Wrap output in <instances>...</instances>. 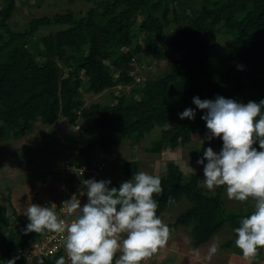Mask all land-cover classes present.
Returning a JSON list of instances; mask_svg holds the SVG:
<instances>
[{
	"label": "trees",
	"instance_id": "obj_1",
	"mask_svg": "<svg viewBox=\"0 0 264 264\" xmlns=\"http://www.w3.org/2000/svg\"><path fill=\"white\" fill-rule=\"evenodd\" d=\"M0 1L4 2L0 7V143L25 136L37 122L49 125L60 117L68 123L82 121L77 145L56 162L63 177H71L69 181L76 179L83 165L96 167V151L107 153L155 127L160 132L148 147L150 152L186 145L194 134L207 138L211 133L201 119L207 110L198 109L193 96L222 95L241 103L264 99V0H180V9L173 6L174 0H81L92 4L80 14L67 10L36 16L23 30L10 23L19 0ZM20 2L27 5L29 0ZM171 23L176 28L167 35ZM47 27L58 29L39 34ZM222 31L234 41L214 58ZM168 55L172 57L160 71L144 73L141 67L151 58ZM107 90L112 101L86 103L87 95ZM187 107L196 109L194 119L179 117ZM213 140V150L219 152L222 140ZM253 146L259 150L258 142ZM65 164L74 169L64 168ZM138 166L134 160L123 163L121 179L109 187H119L139 171ZM109 167L107 162L95 179L100 180ZM78 175L83 180L90 177ZM160 177L163 192L153 194L159 216L181 199L188 201L169 228L191 227L196 248L226 228L232 237L221 248H230L229 256L239 249L233 229L254 211L252 198L241 208H228L222 186L217 191L204 188L198 174L186 176L173 161ZM18 217L13 205L8 213V206L0 204V264L16 255L20 256L16 264H38L39 260L27 263L24 252L43 231L25 233L28 218L19 229H11ZM263 253L264 246L259 247L255 261ZM61 255L62 251L42 258L43 264H55Z\"/></svg>",
	"mask_w": 264,
	"mask_h": 264
},
{
	"label": "clouds",
	"instance_id": "obj_2",
	"mask_svg": "<svg viewBox=\"0 0 264 264\" xmlns=\"http://www.w3.org/2000/svg\"><path fill=\"white\" fill-rule=\"evenodd\" d=\"M192 103L207 110L201 116L211 133L207 139L222 140L219 152L208 146L197 159L203 165L204 185L210 190L225 186L229 199L254 200V211L233 229L236 246L245 257H253L264 246V99L241 103L222 95L215 99L193 96ZM195 114L192 107L178 113L181 119H194ZM257 142L259 150L253 146ZM82 183L86 202L81 204L73 195L61 207L62 212L74 217L71 222L58 216L54 203H30L23 212L28 218L23 231L65 234L70 264H143L166 244L170 228L157 214L158 201L153 197L163 192L159 175L141 170L119 187H109L110 179L87 178ZM215 251L213 244L209 254ZM19 259L16 255L4 264H16ZM65 259L61 255L55 264H65ZM38 264H43L42 258Z\"/></svg>",
	"mask_w": 264,
	"mask_h": 264
},
{
	"label": "rangeland",
	"instance_id": "obj_3",
	"mask_svg": "<svg viewBox=\"0 0 264 264\" xmlns=\"http://www.w3.org/2000/svg\"><path fill=\"white\" fill-rule=\"evenodd\" d=\"M182 1L187 2L186 0ZM179 2L180 0H174L173 6L180 9ZM22 4L19 0L18 6L10 18L11 26L14 29L23 30L29 20L36 16L53 15L56 12L67 10L80 14L92 2L81 0L73 2L69 0H40L35 2V0H29L27 5ZM3 5L4 2L0 1V7H3ZM175 28V23H171L167 27L166 34L168 35ZM56 29L58 27L43 28L39 34ZM231 41H234L232 35L222 31L219 36V44L213 51V57L219 58ZM166 48L169 53H174L167 44ZM177 54L179 52H175V55ZM171 57V55H168L167 58L163 59L151 58V62L144 64L141 68L144 73L153 75L160 71ZM121 86L119 85V87ZM112 99L113 97L107 90L101 94L87 95L86 103L90 104L94 101L106 102L112 101ZM82 126L83 122L80 120L78 123H68L65 118L60 117L56 122L49 125L37 122L35 128L25 136L19 139L12 136L0 143V204L8 206V213L11 212L12 205L19 213L17 222L16 224L13 223L11 229H19L20 223L27 218L23 212L30 203L44 205V201L49 200L47 198L51 197V193L55 189V184L50 178L59 177L56 182L59 185H63L60 177L64 175V172L58 169L56 162H60L62 154H69V148L77 145L76 138ZM159 132L160 128L155 127L142 138L125 140L119 146L111 148L107 153L96 151L93 154V156L95 155L94 160L102 159L110 165L106 171H103L99 179H110L111 182L121 179L120 167L126 161L131 160L138 162L139 171L143 170L154 175L163 176L167 172L169 162L173 161L180 166L186 176L198 174L200 184L208 189L203 183V165L198 164L197 159L201 157L204 149L208 146L214 148L213 138L209 140L199 134H194L193 139L186 145L176 148L166 147L157 153L148 151V147L157 138ZM201 139L203 140L202 145ZM217 190L218 186L211 191ZM222 195L228 208H241L242 205L247 204L251 199V197L244 201L229 199L225 186H222ZM11 202L13 203L12 205ZM187 203V200L181 199L175 206L163 212L160 217L165 223H172L186 209ZM0 227L2 226L0 225ZM6 229L10 231L9 227ZM1 236L0 232V238ZM230 237H232L231 232L224 228L208 242L196 248L191 243V227L181 229L170 227V235L166 244L152 256L147 257V260L144 259L143 264H158L160 262H162L161 264H218V261L222 262L221 264H226V254L230 253V248H221V246ZM213 244L216 245V251L209 254V249ZM119 255L120 253L117 252V256ZM157 256H161V258H157ZM227 258L229 260L228 264H260L262 259V262H264V253L261 260L257 262L255 261V256L245 257L239 248L231 252L230 257L228 254ZM1 264H4V262Z\"/></svg>",
	"mask_w": 264,
	"mask_h": 264
},
{
	"label": "built area",
	"instance_id": "obj_4",
	"mask_svg": "<svg viewBox=\"0 0 264 264\" xmlns=\"http://www.w3.org/2000/svg\"><path fill=\"white\" fill-rule=\"evenodd\" d=\"M95 165L96 167L93 170L89 169L87 165H83L78 169V173L80 175L87 174L89 178H96L99 175L100 170H103L107 162L102 159H96ZM68 164V163H67ZM65 164L64 168L74 169V165ZM78 173H76V179L73 181H69L71 178L67 176L65 178L67 187L65 196L61 197L58 200H47L44 201V205L50 206L51 204L56 205V212L60 218L65 219L68 222H71L74 219L73 216H68L66 212L61 211V207L63 206V202L70 200L74 195V198H77L81 201V204L85 203L87 200L86 196V186L83 185L81 177H79ZM64 235L56 233L53 231L45 230L41 233V235L31 242L29 248H27L24 252L27 263H32L40 260L41 258L51 257L56 255L58 252L62 251L63 256H65V262L70 264V259L67 257L65 248H64Z\"/></svg>",
	"mask_w": 264,
	"mask_h": 264
},
{
	"label": "crops",
	"instance_id": "obj_5",
	"mask_svg": "<svg viewBox=\"0 0 264 264\" xmlns=\"http://www.w3.org/2000/svg\"><path fill=\"white\" fill-rule=\"evenodd\" d=\"M51 180H53V182H54V184H55V189H53V193H51L52 195H51V197L50 198H47V199H49V200H58V199H60L64 194H65V192H66V187H67V183H66V180H65V178L63 177V176H61L60 177V179H62V183H63V185H59L57 182H56V180L57 179H59V177H52V178H50ZM56 189H58V190H56ZM44 200H46L45 198H43ZM43 200V201H44ZM41 201V200H40ZM160 248H162V247H160ZM231 255V254H230ZM230 257V256H229ZM157 258H161V256H157ZM145 260H147V258H145ZM263 260V259H262ZM262 260H261V262H262ZM160 261V260H159ZM228 261L229 260H227V262H226V264H228ZM219 263L218 264H221L222 262H220V261H218ZM260 262V264H264V262H262L261 263ZM162 262H160V263H158V264H161ZM156 264V263H155ZM258 264V263H257Z\"/></svg>",
	"mask_w": 264,
	"mask_h": 264
}]
</instances>
